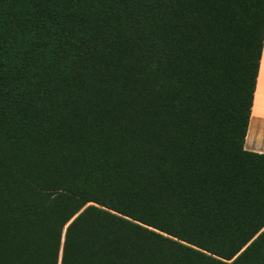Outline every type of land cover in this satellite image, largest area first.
<instances>
[{
	"label": "trees",
	"instance_id": "16d2710c",
	"mask_svg": "<svg viewBox=\"0 0 264 264\" xmlns=\"http://www.w3.org/2000/svg\"><path fill=\"white\" fill-rule=\"evenodd\" d=\"M263 42L264 0H0V264H264Z\"/></svg>",
	"mask_w": 264,
	"mask_h": 264
},
{
	"label": "crops",
	"instance_id": "0c3cea01",
	"mask_svg": "<svg viewBox=\"0 0 264 264\" xmlns=\"http://www.w3.org/2000/svg\"><path fill=\"white\" fill-rule=\"evenodd\" d=\"M244 149L264 154V42Z\"/></svg>",
	"mask_w": 264,
	"mask_h": 264
}]
</instances>
